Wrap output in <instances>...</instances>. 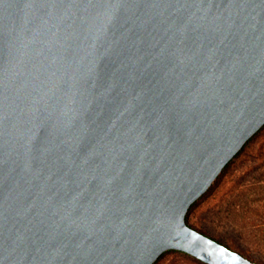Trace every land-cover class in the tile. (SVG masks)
Segmentation results:
<instances>
[{"label":"water","instance_id":"95a60500","mask_svg":"<svg viewBox=\"0 0 264 264\" xmlns=\"http://www.w3.org/2000/svg\"><path fill=\"white\" fill-rule=\"evenodd\" d=\"M264 128V0H0V264H262L189 223Z\"/></svg>","mask_w":264,"mask_h":264},{"label":"trees","instance_id":"16d2710c","mask_svg":"<svg viewBox=\"0 0 264 264\" xmlns=\"http://www.w3.org/2000/svg\"><path fill=\"white\" fill-rule=\"evenodd\" d=\"M257 163L254 171L264 169V128L259 132L226 168L213 188L201 198L191 209L213 200L215 209L208 215L213 216L211 223L193 224L205 234L226 244L241 254L264 264V174L258 176L251 187L245 186L247 175H242L233 180L236 171L242 164ZM259 192L256 198L246 201L250 191ZM219 220L229 224L224 230L213 226ZM219 222V223H220ZM169 253L177 255L172 259H164ZM156 264H206L203 261L181 251L165 253Z\"/></svg>","mask_w":264,"mask_h":264},{"label":"rangeland","instance_id":"374dc122","mask_svg":"<svg viewBox=\"0 0 264 264\" xmlns=\"http://www.w3.org/2000/svg\"><path fill=\"white\" fill-rule=\"evenodd\" d=\"M257 163H248V164H242L241 167L239 166V169L236 171L235 176L233 177V180L238 179V177L242 176V175H247V179L245 181V186H253L254 182L256 180V178L258 176H263L264 174V169L262 170H258V171H254L253 169L255 168V165ZM252 188V187H251ZM260 194L259 192H256L253 190L249 192V195L246 197V201H251L253 198H256V196ZM264 204V201L261 202V205ZM261 208L264 209V206H262ZM215 209V204L213 202V200L207 202V203H203L202 205H199L197 207H195L193 209V215H191L189 217L190 222L193 224H207V223H211L210 220H212L213 216L210 217L209 212L213 211ZM219 220H217L216 222H214L213 226H215V228L219 229V230H224L225 227H227L229 224L227 223H222ZM176 253H169L167 256L164 257V259H172L176 256ZM257 261V260H256ZM259 262V261H257ZM261 263V262H259ZM263 264V263H262Z\"/></svg>","mask_w":264,"mask_h":264}]
</instances>
